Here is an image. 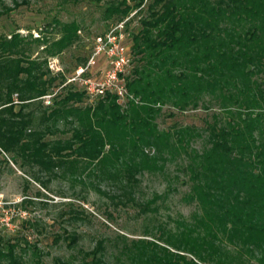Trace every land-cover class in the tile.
<instances>
[{
  "label": "trees",
  "instance_id": "obj_1",
  "mask_svg": "<svg viewBox=\"0 0 264 264\" xmlns=\"http://www.w3.org/2000/svg\"><path fill=\"white\" fill-rule=\"evenodd\" d=\"M124 18L135 26L124 25L132 68L122 106L112 95L84 104L69 88L42 105L63 80L49 76L46 59L72 45L76 22L52 19L31 40L0 35V155L42 188L68 176L120 206L134 203L139 176L173 166L188 218L158 225L155 238L117 235L109 252L98 240L82 264H264V0H113L103 9L104 21ZM163 107L206 114L201 127L159 130ZM56 133L68 136L46 138ZM102 181L119 192H101Z\"/></svg>",
  "mask_w": 264,
  "mask_h": 264
},
{
  "label": "rangeland",
  "instance_id": "obj_2",
  "mask_svg": "<svg viewBox=\"0 0 264 264\" xmlns=\"http://www.w3.org/2000/svg\"><path fill=\"white\" fill-rule=\"evenodd\" d=\"M112 1L73 4L53 0H0V11L3 6L10 8L7 14L0 16V35L8 36L14 32L26 40L35 39L40 29L52 19L61 23L74 21L80 26L77 38L70 47L46 59L49 76L61 75L63 80L61 83L57 81L56 87L52 85L48 90L51 94L44 95L49 97L42 96L43 106H49L59 91L64 92L68 88L82 91L79 79L99 74L103 68L100 58L91 72L86 71L74 81L67 82L85 66L95 36L104 34L120 22L129 29L134 28V22L128 25V18L120 22L102 20L104 7ZM131 34L125 31L127 38ZM47 36L49 40L57 38L54 34ZM33 50L39 52L40 48L33 46ZM35 52L31 54V59L36 57ZM131 68L132 65L127 69L128 74ZM12 99L17 102L16 95ZM83 100L84 104L92 101ZM116 103L122 106L125 101ZM169 113L173 116L168 117ZM205 114L202 109L179 113L163 107L154 122L159 130L172 125L201 127ZM56 130H64L61 122ZM67 136L56 133L46 138ZM194 146H198V142ZM164 172L167 175L143 173L139 176V182L132 188L134 203L120 206L113 205L107 197L88 185L83 187L68 176L51 178L42 188L30 179L27 167L20 169L12 164L9 156L0 155V251L4 254L11 252L9 260L0 257V264H82L88 260L83 258V252L94 248L98 240H105L104 247L109 252L110 246L117 242V235L125 236L127 241H135L143 235H147V239L155 238L158 225L165 230L173 229V221L180 217L187 219L193 206L180 200L187 187L181 184L182 178L172 180L176 174L173 166L167 164ZM98 186L101 192L108 195L119 192L105 181ZM81 209L82 219L78 220L75 213Z\"/></svg>",
  "mask_w": 264,
  "mask_h": 264
},
{
  "label": "built area",
  "instance_id": "obj_3",
  "mask_svg": "<svg viewBox=\"0 0 264 264\" xmlns=\"http://www.w3.org/2000/svg\"><path fill=\"white\" fill-rule=\"evenodd\" d=\"M92 43L85 66L76 71L67 82L74 81L86 71L91 72L101 61L103 68L99 70L98 75L79 79L82 91L90 100L112 95L116 98V102L126 101L127 92L124 80L128 74V67L132 65V54L125 36L124 24L120 22L113 25L104 34L95 36Z\"/></svg>",
  "mask_w": 264,
  "mask_h": 264
}]
</instances>
